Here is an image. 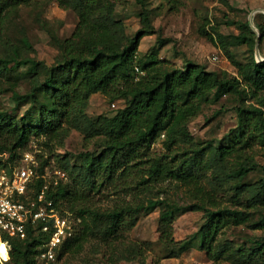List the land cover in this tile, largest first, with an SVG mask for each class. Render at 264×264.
<instances>
[{"label":"trees","instance_id":"1","mask_svg":"<svg viewBox=\"0 0 264 264\" xmlns=\"http://www.w3.org/2000/svg\"><path fill=\"white\" fill-rule=\"evenodd\" d=\"M42 1L0 0V48L4 51L0 55V98L11 94L13 102L3 108L0 101V172L15 167L32 141L54 149V145H64L72 129L88 139L101 140L100 152L92 153L89 162L74 165L63 157L72 179L69 183H48L45 170L52 157L43 158L37 169L31 195L36 197L45 189L62 214L80 221V230L58 251L57 262L67 255L78 256L95 238L112 249L123 242L142 215L166 206L159 222L160 241L166 246H178L180 254L204 252L214 263L264 264V165L256 161V147L264 146V61L256 59L257 35L249 21L238 25V35L225 36L216 28L213 34L203 32L230 58L237 79L191 62L179 68L160 59L166 44L160 38V46L140 62L142 39L156 34L147 0H137L142 5V27L133 37L125 23L115 18L113 0H55L77 15L78 24L69 38L57 39L59 57L48 65L30 56L35 50L27 38L21 46L8 36L19 12L38 8ZM254 22L263 43L264 14H258ZM240 47L249 50L245 62L231 52ZM136 68L144 75H137ZM97 94L113 102L123 99L126 105L112 117L93 119L86 110ZM227 94L251 97L257 106H239L238 124L228 145H198L190 123L212 98ZM162 135L166 151L154 155L152 147ZM255 173L260 179L252 182L250 176ZM172 184L192 192L195 202L183 207L168 197L143 199L132 193L141 187L144 194L162 192L163 186ZM105 188H112L118 196L121 190L129 191L134 197L130 201H119V197L108 209L90 208V193ZM183 212L202 213L204 222L195 234L178 242L174 224ZM239 229H247L250 236L242 242L225 240ZM1 239L11 248L7 264H39L49 235L37 228L30 229L23 240L7 235ZM112 250L106 264L142 255L135 248ZM1 256L8 260L5 244L0 246Z\"/></svg>","mask_w":264,"mask_h":264},{"label":"rangeland","instance_id":"2","mask_svg":"<svg viewBox=\"0 0 264 264\" xmlns=\"http://www.w3.org/2000/svg\"><path fill=\"white\" fill-rule=\"evenodd\" d=\"M116 3L115 18L125 23L127 33L133 37L142 27L141 12L142 5L137 0H113ZM146 8L150 10L152 24L156 34L146 36L142 39L138 59L145 60V56L160 46L158 38L166 44L160 51V59L169 61L179 68H184L187 62L206 67L208 71L218 72L228 78H237L239 75L227 54L213 42L205 37L203 32L214 33L213 28L219 30L225 36L238 35V25L250 22L255 27L254 19L258 14H264V0H147ZM78 24L77 15L59 6L55 0H45L40 7H27L19 12L9 28L8 36L15 43L22 46V39L27 38L35 50L31 52L32 58H37L48 65L57 62L59 47L57 39L69 38ZM251 29L259 40V52L264 59V41L260 42L261 34ZM260 36V37H259ZM0 48V55L3 54ZM234 57L245 62L249 59L247 47L232 48ZM257 59V43H256ZM218 57L217 61L214 58ZM258 60V59H257ZM263 62V61H259ZM139 75H144L139 74ZM139 77V76H137ZM137 81V80H136ZM241 88H244L242 84ZM11 94L1 96V106L11 107L13 105ZM245 105H256V101L247 96L238 94L223 95L220 99L205 104L202 112L190 123V130L198 145L205 146L209 143L216 147L228 145L232 131L238 124V108ZM126 101H110L103 94L94 95L86 114L95 119L100 116L112 117L118 110L123 109ZM99 138L88 139L77 129H72L63 146H55L54 149L42 146L38 141H32L21 153L16 161L15 167H23L26 164V155L29 154L37 163V169L43 158L52 157L50 165L46 168V179L49 184L57 185L59 182L69 183L72 181L70 173L65 170L63 157H68L72 164L81 165L92 159V153L100 152L101 140ZM165 136L153 145L154 155L164 153L163 142ZM180 148H184L181 147ZM256 161L264 165V146L256 147ZM97 153V154H98ZM96 154V155H97ZM147 172L144 173L145 177ZM260 179V174L250 176V181ZM130 182H128L129 184ZM142 188V187H141ZM132 190L135 196L144 198L168 197L172 203L179 206H188L195 202V198L188 189L178 184L163 186L159 190L149 191L146 194L142 190ZM168 190V191H166ZM118 196L112 188H105L99 193H90V208L104 210L115 205L116 200L130 201L134 195L120 191ZM129 193V194H127ZM166 206H160L151 214L142 215L137 226L126 233L123 242L115 244L112 249H139L142 255L132 261L118 260L117 264H229L226 262L214 263L204 252L191 250L180 254L178 246H166L160 241L159 222L166 212ZM72 216V221L80 230V221ZM204 222L202 213L183 212L179 214L174 224V237L179 242L195 234ZM250 236L247 229H239L233 234L227 235L226 239H235L242 242ZM112 249L106 247L100 240L94 239L87 243L84 251L78 256L67 255L61 261H41L39 264H106ZM1 259L2 256L0 257ZM0 264H7L2 263Z\"/></svg>","mask_w":264,"mask_h":264},{"label":"built area","instance_id":"3","mask_svg":"<svg viewBox=\"0 0 264 264\" xmlns=\"http://www.w3.org/2000/svg\"><path fill=\"white\" fill-rule=\"evenodd\" d=\"M217 60L215 57L214 61ZM136 73L142 74L139 68H136ZM25 160L23 167L0 172V237L7 235L23 240L28 237L30 229L39 228L49 235L41 258L55 261L64 243L75 236L76 225L71 214H62L54 201L47 198L45 189L36 197L31 195V186L38 178L37 163L29 154ZM2 244L6 245L8 260L0 258V261L8 263L11 248L1 239L0 246Z\"/></svg>","mask_w":264,"mask_h":264},{"label":"water","instance_id":"4","mask_svg":"<svg viewBox=\"0 0 264 264\" xmlns=\"http://www.w3.org/2000/svg\"><path fill=\"white\" fill-rule=\"evenodd\" d=\"M250 22H251L250 24H251L252 28L254 29V31L258 33V30L252 24V17L250 19ZM257 59H258V61H264V59L261 58V55H260V52H259V40L257 41Z\"/></svg>","mask_w":264,"mask_h":264},{"label":"clouds","instance_id":"5","mask_svg":"<svg viewBox=\"0 0 264 264\" xmlns=\"http://www.w3.org/2000/svg\"><path fill=\"white\" fill-rule=\"evenodd\" d=\"M4 259H7V257L5 256Z\"/></svg>","mask_w":264,"mask_h":264}]
</instances>
